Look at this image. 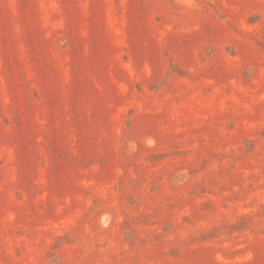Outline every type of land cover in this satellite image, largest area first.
<instances>
[{
	"label": "rangeland",
	"instance_id": "rangeland-1",
	"mask_svg": "<svg viewBox=\"0 0 264 264\" xmlns=\"http://www.w3.org/2000/svg\"><path fill=\"white\" fill-rule=\"evenodd\" d=\"M0 264H264V0H0Z\"/></svg>",
	"mask_w": 264,
	"mask_h": 264
}]
</instances>
